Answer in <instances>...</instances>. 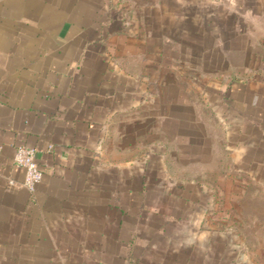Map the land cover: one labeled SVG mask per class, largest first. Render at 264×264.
Returning a JSON list of instances; mask_svg holds the SVG:
<instances>
[{
    "label": "crops",
    "instance_id": "1",
    "mask_svg": "<svg viewBox=\"0 0 264 264\" xmlns=\"http://www.w3.org/2000/svg\"><path fill=\"white\" fill-rule=\"evenodd\" d=\"M100 1L0 0V264H237L231 245L189 225L192 206L169 208L177 197L149 193L137 210L134 196L89 193L103 184L110 117L131 99L126 78L87 46L105 39ZM241 33L224 42L221 116L264 187V26ZM20 146L37 150L34 194L10 184L25 177Z\"/></svg>",
    "mask_w": 264,
    "mask_h": 264
},
{
    "label": "rangeland",
    "instance_id": "2",
    "mask_svg": "<svg viewBox=\"0 0 264 264\" xmlns=\"http://www.w3.org/2000/svg\"><path fill=\"white\" fill-rule=\"evenodd\" d=\"M100 2L105 39L87 46L126 78L131 99L110 117L103 184L89 193L134 196L137 210L149 193L177 197L169 208L192 206L189 225L231 245L234 263L264 264V187L233 154L221 116L224 42L264 26V0Z\"/></svg>",
    "mask_w": 264,
    "mask_h": 264
},
{
    "label": "built area",
    "instance_id": "3",
    "mask_svg": "<svg viewBox=\"0 0 264 264\" xmlns=\"http://www.w3.org/2000/svg\"><path fill=\"white\" fill-rule=\"evenodd\" d=\"M14 163L25 171V177L21 184L14 182H10V184L16 188H24L34 194L44 177L38 163L37 150L27 146H20L16 151Z\"/></svg>",
    "mask_w": 264,
    "mask_h": 264
}]
</instances>
